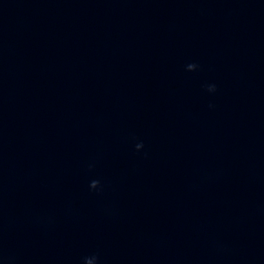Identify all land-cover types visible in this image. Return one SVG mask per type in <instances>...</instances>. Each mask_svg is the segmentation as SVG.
<instances>
[{
    "label": "water",
    "instance_id": "obj_1",
    "mask_svg": "<svg viewBox=\"0 0 264 264\" xmlns=\"http://www.w3.org/2000/svg\"><path fill=\"white\" fill-rule=\"evenodd\" d=\"M0 264H264V0H0Z\"/></svg>",
    "mask_w": 264,
    "mask_h": 264
},
{
    "label": "clouds",
    "instance_id": "obj_2",
    "mask_svg": "<svg viewBox=\"0 0 264 264\" xmlns=\"http://www.w3.org/2000/svg\"><path fill=\"white\" fill-rule=\"evenodd\" d=\"M139 146H142V144H139Z\"/></svg>",
    "mask_w": 264,
    "mask_h": 264
}]
</instances>
